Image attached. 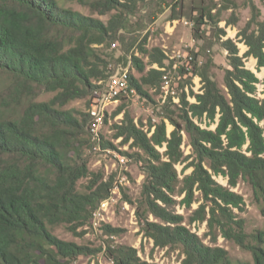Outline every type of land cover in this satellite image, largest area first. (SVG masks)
<instances>
[{
    "label": "trees",
    "instance_id": "obj_1",
    "mask_svg": "<svg viewBox=\"0 0 264 264\" xmlns=\"http://www.w3.org/2000/svg\"><path fill=\"white\" fill-rule=\"evenodd\" d=\"M62 1L110 15L109 20L104 23L64 8L58 0H0V264H72L84 248L61 240L53 229L63 226L80 235L78 229L88 224L111 186L106 182L95 190L94 184L85 192L80 190L81 180H93L84 152L96 142L89 131L90 115L68 106L85 100L89 108L94 92L116 70L107 68L99 47L125 28L126 15L146 0ZM251 12V19L237 33L247 47L243 56L231 39L221 42L230 67L224 73L225 92L205 66L197 72L202 93L182 91L180 107L169 95L159 120L150 122L146 131L128 120L123 104L113 113L123 112L125 120L115 137L132 140L146 156L143 208L136 212L141 231L155 247L180 249V264H264V232H245V221L235 212H244V200L232 191L239 181L245 182L255 201L264 205V97H257L260 81L244 63L252 57L258 69L264 68V22L259 21L254 4ZM203 17L211 19L210 11H202L197 21ZM235 24V18L226 21V26ZM145 41L139 52L147 62L128 52L123 57L140 74L135 79L128 72L131 94L152 101L145 87L159 90L171 62L162 49L143 48ZM188 96L195 102L190 103ZM125 98L119 97L118 103ZM203 119L207 126L216 123L215 129L194 122ZM106 120L107 113L103 124ZM166 122L173 127L170 133ZM182 132L194 158L184 167L191 172L180 180L175 166L188 159L181 149ZM97 145L113 147L100 135ZM163 147L159 152L157 148ZM214 177L226 179L227 186ZM182 193L186 207L195 201L196 193L200 197L189 225L206 223L212 242L218 235L234 242L251 254L252 263H234L226 250L205 245L182 225L184 218L170 211L175 204L171 195ZM146 213L160 223L148 221ZM105 229L111 236L118 232L110 226ZM107 255L113 264H156L143 261L127 245L109 246Z\"/></svg>",
    "mask_w": 264,
    "mask_h": 264
},
{
    "label": "rangeland",
    "instance_id": "obj_2",
    "mask_svg": "<svg viewBox=\"0 0 264 264\" xmlns=\"http://www.w3.org/2000/svg\"><path fill=\"white\" fill-rule=\"evenodd\" d=\"M58 1L62 7L70 8L85 16L99 19L104 23L109 20L110 15L93 14L76 3ZM251 4H254L260 12L259 21L264 22V2L260 0H146L136 6L134 13L126 15L125 28L119 29L107 45L100 46V53L108 69L127 68L128 72L138 79L140 74L131 66V62L123 57L125 53L134 54L147 62L139 52L144 40L146 41L142 45L143 48L162 49L169 63L171 62V67L166 69L165 75L169 81V92L173 93L172 103L180 107L178 96L182 91L187 95L190 90L194 94L202 93L203 82L197 72L205 66L211 79L225 92L223 78L225 70L230 67L228 53L221 42L226 39L234 41L239 49V56H243L247 51V47L240 42L237 33L251 19ZM204 10L210 11L211 19L203 17L199 23L197 18ZM232 18L236 19V24L226 26V21ZM222 31L225 32L224 36ZM244 63L245 68L252 71L260 81L256 95L260 99L263 98L264 68L258 69L257 62L252 57L244 59ZM149 68L146 67L147 70ZM180 70L183 72L181 73ZM145 88L152 101L134 93L122 102L107 108V120L100 129L99 135L103 142H109L113 147H101L93 143V147L84 152L88 168L94 176L92 181L81 180L80 190L85 192L88 186L91 188L93 184L92 189L95 190L98 185L106 182L111 183V186L107 189L106 199L96 204L88 224L78 229L80 235L71 234L63 226L53 229L54 235L61 240L76 243L84 248V254L79 255L72 264H113L107 255V247L118 245L135 248L138 256L148 263L180 264L183 259L180 249L155 247L153 240L141 231L136 212L137 208L140 210L143 208L141 193L145 182L143 166L146 156L134 146L132 140L124 142V137H115L125 126L123 112L113 116L114 111L121 104L124 106L123 111L126 112L128 120L144 131L147 130L150 122L159 120L158 116L162 114L161 108L167 102L166 95L161 89ZM187 99L190 103L195 102L193 97L188 96ZM68 108L78 112L88 110L85 100L74 101ZM217 120L218 116L215 122ZM194 122L204 129L214 130L216 127V123L207 126L208 121L205 119L201 123L197 120ZM166 124L167 132L170 133L173 127L168 122ZM182 139L181 149L188 159L175 166L180 180L191 172V168L185 170L184 167L194 158L184 132ZM157 149L161 153L165 150L164 147ZM119 157H124L125 163H121ZM214 179L219 184L227 186L226 179L222 177H214ZM232 191L241 195L244 200V212L238 213L236 210L235 212L245 221V232L247 234L264 232V205L255 201L251 188L245 182L239 181ZM184 196V193L171 195L175 204L170 208V211L184 218L182 225L195 233L205 245L218 246L226 250L234 263H252L251 254L234 242L227 241L220 235L215 242H212L207 235L206 223L189 225V217L201 202L196 193L195 201L190 207H186L181 203ZM145 216L150 222L160 223L148 213ZM106 226L118 229L117 234L111 236L105 229Z\"/></svg>",
    "mask_w": 264,
    "mask_h": 264
},
{
    "label": "built area",
    "instance_id": "obj_3",
    "mask_svg": "<svg viewBox=\"0 0 264 264\" xmlns=\"http://www.w3.org/2000/svg\"><path fill=\"white\" fill-rule=\"evenodd\" d=\"M152 68L159 69L157 65H153ZM168 83V78L164 75L160 89L166 95L165 99L169 94L173 96V93L169 92ZM132 92L128 85V69L122 67H117L108 80L104 82L102 88L94 92V97L87 110L91 118L89 131L94 142L99 141V131L104 125L103 119L105 113L108 112L107 108L117 104L119 97H129ZM173 98L172 100H174ZM119 160L121 163L126 161L124 157H119Z\"/></svg>",
    "mask_w": 264,
    "mask_h": 264
}]
</instances>
